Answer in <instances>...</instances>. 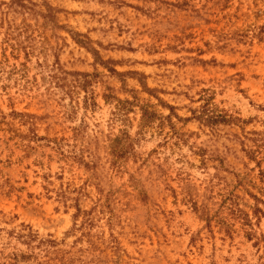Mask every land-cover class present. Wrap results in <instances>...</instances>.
Wrapping results in <instances>:
<instances>
[{
    "label": "rangeland",
    "instance_id": "obj_1",
    "mask_svg": "<svg viewBox=\"0 0 264 264\" xmlns=\"http://www.w3.org/2000/svg\"><path fill=\"white\" fill-rule=\"evenodd\" d=\"M0 264H264V0H0Z\"/></svg>",
    "mask_w": 264,
    "mask_h": 264
},
{
    "label": "trees",
    "instance_id": "obj_2",
    "mask_svg": "<svg viewBox=\"0 0 264 264\" xmlns=\"http://www.w3.org/2000/svg\"><path fill=\"white\" fill-rule=\"evenodd\" d=\"M85 76H88V74H86ZM160 170H162V169L160 168Z\"/></svg>",
    "mask_w": 264,
    "mask_h": 264
}]
</instances>
